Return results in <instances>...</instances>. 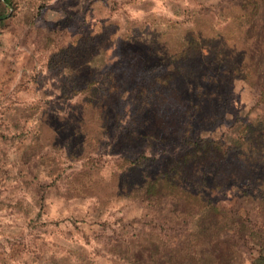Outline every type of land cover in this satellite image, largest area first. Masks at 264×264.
I'll return each mask as SVG.
<instances>
[{
	"label": "rangeland",
	"instance_id": "obj_1",
	"mask_svg": "<svg viewBox=\"0 0 264 264\" xmlns=\"http://www.w3.org/2000/svg\"><path fill=\"white\" fill-rule=\"evenodd\" d=\"M178 137L260 184L151 189ZM263 181L264 0H0V264H253Z\"/></svg>",
	"mask_w": 264,
	"mask_h": 264
},
{
	"label": "trees",
	"instance_id": "obj_2",
	"mask_svg": "<svg viewBox=\"0 0 264 264\" xmlns=\"http://www.w3.org/2000/svg\"><path fill=\"white\" fill-rule=\"evenodd\" d=\"M228 71L231 73L232 69ZM254 75L256 74L254 73ZM167 81L165 80L163 85L168 86ZM179 142L184 148L171 156L169 164L160 172L159 178L153 180L151 189L160 187L163 189H176L181 198L194 200L198 199L199 196H204L202 194L205 192L204 189L208 188L209 192H211L228 182L229 185L240 183L244 187H248L251 184L255 185V183L260 184V182H256V176H253L255 169L253 165H251L252 170L248 171L253 174L249 176L241 177L239 173L234 171L224 173V177L216 170L212 171V173L208 172L209 174L205 173L203 166L206 161L212 157L223 159L228 154L229 147L225 149L220 141L180 137ZM253 264H264V253L262 251H260V255Z\"/></svg>",
	"mask_w": 264,
	"mask_h": 264
}]
</instances>
